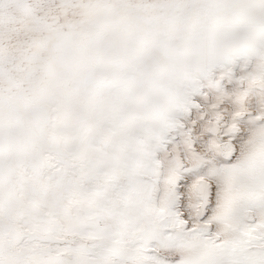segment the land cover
<instances>
[{
  "label": "snow or ice",
  "instance_id": "1",
  "mask_svg": "<svg viewBox=\"0 0 264 264\" xmlns=\"http://www.w3.org/2000/svg\"><path fill=\"white\" fill-rule=\"evenodd\" d=\"M0 264H264V0H0Z\"/></svg>",
  "mask_w": 264,
  "mask_h": 264
}]
</instances>
